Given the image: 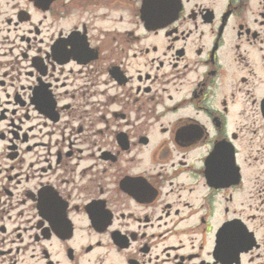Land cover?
Here are the masks:
<instances>
[{"label":"flooded vegetation","instance_id":"flooded-vegetation-1","mask_svg":"<svg viewBox=\"0 0 264 264\" xmlns=\"http://www.w3.org/2000/svg\"><path fill=\"white\" fill-rule=\"evenodd\" d=\"M0 264H264V0H0Z\"/></svg>","mask_w":264,"mask_h":264}]
</instances>
